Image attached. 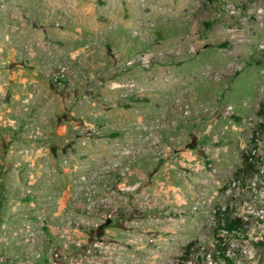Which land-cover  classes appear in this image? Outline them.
<instances>
[{"label":"rangeland","instance_id":"374dc122","mask_svg":"<svg viewBox=\"0 0 264 264\" xmlns=\"http://www.w3.org/2000/svg\"><path fill=\"white\" fill-rule=\"evenodd\" d=\"M12 19L26 25L19 44ZM2 40L0 69L21 68L0 74V264H172L190 239L211 240L227 203L251 226L231 240L237 264L263 261L264 131L252 134L264 119V0H0ZM44 59L68 60L71 84H54ZM12 88L42 95L33 118L19 98L6 105ZM58 119L69 155L49 148ZM10 138L43 149L7 154ZM246 151L253 173L233 183Z\"/></svg>","mask_w":264,"mask_h":264},{"label":"trees","instance_id":"16d2710c","mask_svg":"<svg viewBox=\"0 0 264 264\" xmlns=\"http://www.w3.org/2000/svg\"><path fill=\"white\" fill-rule=\"evenodd\" d=\"M208 24L206 23V25ZM263 108L264 103H261L260 109L257 111L258 116H264ZM259 131H264V119L256 122L252 140ZM254 158L255 153L252 151L241 153L240 164L232 173L234 183H244L247 177L253 173ZM213 217L211 240L202 243L198 239H190L184 244L172 264H237L244 260L241 249L235 247L231 240L233 238L246 239L251 228L250 221L239 215L235 208L228 203L215 205ZM256 264H260V262Z\"/></svg>","mask_w":264,"mask_h":264},{"label":"crops","instance_id":"0c3cea01","mask_svg":"<svg viewBox=\"0 0 264 264\" xmlns=\"http://www.w3.org/2000/svg\"><path fill=\"white\" fill-rule=\"evenodd\" d=\"M33 12L35 14H37L38 16H42L43 15V13L41 12V10H39V11L34 10ZM3 14L4 13L2 12V18H3V21L1 19L2 23L3 24H7V25L10 24L9 22L11 20L9 19V16H7L8 13H5L4 15ZM6 18H8V19H6ZM12 21L15 23L13 25V28H17V29H14V30L17 33V37H16L17 38L16 39L17 40V44H19L20 41L23 42L26 39L25 33L24 32L21 33L20 30H19V28L22 27L21 29L26 30V25L23 22L24 20L22 21L21 19H18V20L12 19ZM48 27H46L47 29H45V32L48 31L49 33H53V34L55 33L56 34L57 31H54V29L48 28ZM39 31H40V33L44 32V31L41 30V28H40ZM5 37L8 39V36L7 35ZM9 45H10V41H8V40L7 41L2 40L0 42V50H7V51H9V49L7 48V47H9ZM112 56H113V60L115 61V58H114L115 57V54L114 55H111V57ZM0 58H2V56H0ZM12 63H15V64L12 66L13 68L10 69L9 66ZM4 67H7L6 68L7 71L8 70H10V71H8V73H5V71H4L5 68ZM4 67L0 69V74H2L3 76H4V74H6L9 77H11L13 75L16 76V78L19 77L21 66H20V64H17L16 61H14V60L8 61L7 64ZM101 79L103 80L104 86L101 88L100 94L102 95V98L107 103H109V105H106L105 106V109H108V111H111L112 112L113 109L118 108V105H117L118 99L116 100V97L118 95L116 93V90L111 89L112 85H110V87H109V85L107 86V81H108L107 80L108 79L107 77H103ZM32 80H35V79L32 78ZM3 83H4V79L2 78V84ZM33 92H35V90L33 88L30 89V90H28V91H26V90L25 91H22L19 88H17V89L12 88V90H10V94H11L10 96H11V98L9 99V102L6 103V105L9 106L11 104V102H14L15 98H19V102H16L15 103L16 107L19 109V111L20 110L21 111L23 110L24 112H32V116L31 117L33 118L34 115H35V113H36V111L37 110L39 111L42 108L41 105H40V103H37V102H41L43 100L42 99V95H38V94L33 93ZM57 94H58L57 96L61 100H63L62 103L65 105V103L68 101V97H69L68 94L66 93V91L64 89H61V91L57 92ZM44 96L46 97L45 101L46 100L49 101L50 97L52 98V96H50V93L44 94ZM26 101L29 102V103L31 102V105H29V106L26 105L25 106L24 103ZM62 103L60 104L61 107L63 106ZM28 108H31V109H28ZM47 108H49V107H47ZM6 124H10V126L13 127V128L17 127V129L20 127L19 124L16 125V120H11L10 123H6ZM115 126H117V125H115ZM62 128H63V125L61 124V122L58 119L56 121V123L54 124V126L51 127V128H49L50 131H47L49 134H51L50 135V138H49L50 139V142H51V145H49V148L51 150V153L54 156H58L60 154L62 156L66 155V154L69 155L70 151L73 152L75 150V145L72 146V144H73L72 142L73 141H71L70 143H66V141L68 140L67 138L64 139L65 142L63 144L60 143L62 141V138H63V136H62ZM37 131L38 130H35L33 127H31V132L36 133ZM19 133H21V132H19ZM18 141L19 140H15L14 138L7 139L6 142H5V144H4L5 152H7V154L13 152V154L15 156H17L16 155V152L14 153V149L16 147H20L21 150L26 151L25 155L27 157L31 158L30 155L31 154H35L41 148L40 146H38V143L36 141H33L32 139H30V141H29L28 144L27 143L25 144L23 142L19 143ZM70 144H71V146H69ZM42 149L43 148H41V150ZM74 166H76V164H74ZM263 248H264V246H263ZM257 262H260V264H264V259H263L262 262H261L260 259H258Z\"/></svg>","mask_w":264,"mask_h":264},{"label":"built area","instance_id":"2783aa9c","mask_svg":"<svg viewBox=\"0 0 264 264\" xmlns=\"http://www.w3.org/2000/svg\"><path fill=\"white\" fill-rule=\"evenodd\" d=\"M45 60H48V59H44L43 61L46 62L44 64V67H45V72H46V75L49 77V79L54 83V84H58V85H61V86H64L65 83H70L71 84V74H72V71H71V65H70V62L68 60H63V61H58L56 63H47V61ZM72 77H74V75L72 74ZM66 88V87H65ZM232 106L231 105H227L226 106V109H231ZM89 137L87 138H81V141H80V145L81 146H87L88 145V139ZM254 153V151H252ZM63 163H67V159L64 158L63 159ZM126 169H128V167H126ZM120 173L123 174L122 171H120ZM80 180H86L87 178V175H80L79 176ZM234 183V182H233ZM31 190L30 189H27L26 190V193H30Z\"/></svg>","mask_w":264,"mask_h":264},{"label":"water","instance_id":"95a60500","mask_svg":"<svg viewBox=\"0 0 264 264\" xmlns=\"http://www.w3.org/2000/svg\"><path fill=\"white\" fill-rule=\"evenodd\" d=\"M204 47H206V45H205ZM14 64H15V63H12V64L10 65V67H12Z\"/></svg>","mask_w":264,"mask_h":264}]
</instances>
